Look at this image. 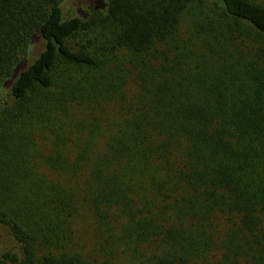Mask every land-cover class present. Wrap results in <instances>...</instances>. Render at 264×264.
Segmentation results:
<instances>
[{"label":"trees","instance_id":"16d2710c","mask_svg":"<svg viewBox=\"0 0 264 264\" xmlns=\"http://www.w3.org/2000/svg\"><path fill=\"white\" fill-rule=\"evenodd\" d=\"M63 1L0 0V264H264V0Z\"/></svg>","mask_w":264,"mask_h":264},{"label":"rangeland","instance_id":"374dc122","mask_svg":"<svg viewBox=\"0 0 264 264\" xmlns=\"http://www.w3.org/2000/svg\"><path fill=\"white\" fill-rule=\"evenodd\" d=\"M95 0H64L63 1V8L64 12L67 15H76V14H85L84 11H89L88 6H92ZM195 20L192 14H189L186 19L184 20V24L182 25V30H189L192 26L193 21ZM43 47V43L40 39H35L32 45V50L30 52V60L35 56L40 49ZM83 218V217H82ZM78 219L76 223L77 234L80 237L82 243L86 246H90L92 244V232L89 228L90 216L86 215L84 219ZM79 239V240H80ZM81 243V244H82ZM13 250L20 252L21 248L17 240L13 237L10 231L0 225V255L5 250ZM91 249V248H89Z\"/></svg>","mask_w":264,"mask_h":264}]
</instances>
